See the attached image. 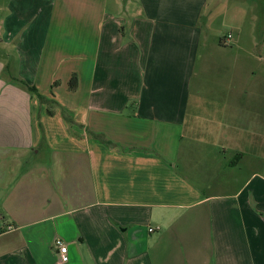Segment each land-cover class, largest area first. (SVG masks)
Listing matches in <instances>:
<instances>
[{"label":"crops","instance_id":"1","mask_svg":"<svg viewBox=\"0 0 264 264\" xmlns=\"http://www.w3.org/2000/svg\"><path fill=\"white\" fill-rule=\"evenodd\" d=\"M208 1L6 0L0 264H264V82Z\"/></svg>","mask_w":264,"mask_h":264},{"label":"rangeland","instance_id":"2","mask_svg":"<svg viewBox=\"0 0 264 264\" xmlns=\"http://www.w3.org/2000/svg\"><path fill=\"white\" fill-rule=\"evenodd\" d=\"M5 3L6 0H0V17ZM203 16V26L208 21L203 28L208 46L215 47L214 58L225 55L233 64L247 61L249 73L257 68L256 77L264 82V0H209ZM222 39L224 46L220 44ZM208 82L206 75V85ZM32 160L33 155L29 162Z\"/></svg>","mask_w":264,"mask_h":264},{"label":"trees","instance_id":"3","mask_svg":"<svg viewBox=\"0 0 264 264\" xmlns=\"http://www.w3.org/2000/svg\"><path fill=\"white\" fill-rule=\"evenodd\" d=\"M20 83H21L24 87H26V89H27L29 92L34 93V94L37 95L39 102L42 103V104H45V105H46V107H47V111H48V114L51 115V114H52V112H51V108H52V105H53V101H52V100L45 99V98H43L42 96H40V95L36 92L35 88L30 87V86H28V85H26V84H24V83H22V82H20ZM54 85H55V84H54ZM76 87H77V79H76L75 76H72V77L70 78L69 82H68V90H69V91H75ZM92 136H93L94 139H98V140H100V141H104L103 138H102L101 136L94 135V134H92Z\"/></svg>","mask_w":264,"mask_h":264},{"label":"built area","instance_id":"4","mask_svg":"<svg viewBox=\"0 0 264 264\" xmlns=\"http://www.w3.org/2000/svg\"><path fill=\"white\" fill-rule=\"evenodd\" d=\"M230 36H227V39H229ZM12 228H8V230H11ZM149 232H153V230H149ZM54 246L57 248V253H58V260L60 263H65L67 262V247L66 245L61 242L60 240H56L54 243Z\"/></svg>","mask_w":264,"mask_h":264}]
</instances>
